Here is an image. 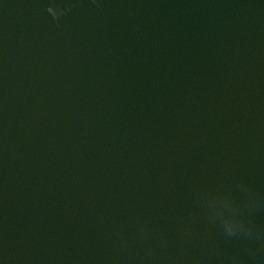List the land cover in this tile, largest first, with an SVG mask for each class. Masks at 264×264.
I'll return each instance as SVG.
<instances>
[{
	"label": "water",
	"instance_id": "water-1",
	"mask_svg": "<svg viewBox=\"0 0 264 264\" xmlns=\"http://www.w3.org/2000/svg\"><path fill=\"white\" fill-rule=\"evenodd\" d=\"M243 215L255 244L219 221ZM264 0H0V264H264Z\"/></svg>",
	"mask_w": 264,
	"mask_h": 264
},
{
	"label": "clouds",
	"instance_id": "clouds-1",
	"mask_svg": "<svg viewBox=\"0 0 264 264\" xmlns=\"http://www.w3.org/2000/svg\"><path fill=\"white\" fill-rule=\"evenodd\" d=\"M256 204V200L248 203L244 209L242 210L241 215L237 219H221L214 217L208 210V215L211 217L213 222L219 221V225L223 231V233L229 237H241L245 238L248 241L252 242L253 245L255 244V241L257 239L256 235V229L251 224V222L246 218L243 213H245L248 209L254 207ZM248 255L253 260H255L257 257L261 255V253H264V243H261L259 247L256 246H250L248 249Z\"/></svg>",
	"mask_w": 264,
	"mask_h": 264
}]
</instances>
